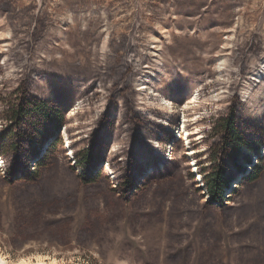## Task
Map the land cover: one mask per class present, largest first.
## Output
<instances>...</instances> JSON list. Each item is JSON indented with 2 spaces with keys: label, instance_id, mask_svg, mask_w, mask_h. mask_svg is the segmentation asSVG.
<instances>
[{
  "label": "rangeland",
  "instance_id": "rangeland-1",
  "mask_svg": "<svg viewBox=\"0 0 264 264\" xmlns=\"http://www.w3.org/2000/svg\"><path fill=\"white\" fill-rule=\"evenodd\" d=\"M20 87L64 111L65 123L52 131L62 147L50 166L28 165L37 180L8 183L10 160L0 159L1 256L16 263L264 264V174L224 208L208 210L199 173L218 144L209 126L232 109L244 138L264 153V0H0V137L9 130L3 104L16 103ZM135 108L149 122L130 125L133 144H147L152 134L157 155L176 163L124 195L116 185L122 139L105 151L95 139L107 138L112 120L121 137ZM21 129L15 144L23 157L32 133ZM82 150L99 157L100 177L89 184L72 169L76 158L65 155ZM38 153L42 159L45 147ZM136 165L135 175L142 172Z\"/></svg>",
  "mask_w": 264,
  "mask_h": 264
},
{
  "label": "trees",
  "instance_id": "trees-1",
  "mask_svg": "<svg viewBox=\"0 0 264 264\" xmlns=\"http://www.w3.org/2000/svg\"><path fill=\"white\" fill-rule=\"evenodd\" d=\"M239 82L240 81H238L236 85H240ZM175 89H178V87H175ZM21 90L22 88L20 87V89L16 91V93L19 94V98H15L17 99L16 103L14 102L10 104L8 101H5L3 104V114L5 120L9 123V130L3 133V135L0 137V159L5 161L7 159L10 160L11 165H9L8 169L4 173L6 174L5 179L8 183H15L19 181L29 184L32 181L37 180L39 177L38 172H33L34 169L32 170V173L28 169V165L31 163V161L33 162V168L39 169L50 166V162L56 159L54 157L58 152V148L62 147V143L58 137L54 138V133L52 131H59L62 129L65 123V113L57 106L51 104L49 105L44 100L27 97V95ZM136 92L140 93V91L137 89ZM90 99L93 98H89V100ZM80 103L81 102H78V104ZM125 103L127 105V102H124V104ZM131 111L132 112L129 116H126L124 113L126 117L123 119V127L120 125L123 128V134L121 137L116 134L117 128L114 127L115 121L113 122L111 119L112 128L111 132L108 133L107 138L104 139V133L101 132V134L98 133L99 135H96L95 139L96 141L99 138V142H101L100 144L103 148L102 151H105L104 149H107L111 142L119 143L117 140L122 139L121 142L125 143L124 141L127 140V138L129 139V142H127L128 146L125 147L126 143L124 146L123 143L122 145L119 144L120 147L117 151V156H120L119 160H121L122 164H120V166H118L116 169L118 171L116 176V185L119 186V191H121L124 195L130 193L132 190H136L137 188L141 187L140 185L145 184L149 180H155L166 176L169 173L167 168H172V165L176 163L175 159L168 161L165 160L164 157L157 155L154 147L151 146V144H153L155 141V138L152 136V134L148 133V135H146L148 136L147 144L144 143L140 144L139 146H135V144H133V140L135 139L136 141L137 134L134 136V130H132L130 125L134 126L135 130L136 128L143 129V124L145 123V125H147L149 119L143 117L141 112H144H140L137 110V108ZM73 116L71 118H73ZM263 116L264 113H260L259 118L261 119ZM105 120H107V115ZM237 120L238 117L236 112L234 109H232L226 117L218 118L212 126H209V131L214 134L212 139L215 138L216 141H218V144L216 143V146L212 150L211 156L209 157V167L206 169L202 167L199 170V173L202 176L206 194L209 199L205 206L208 210L218 209L220 207L224 208L226 206L224 204L226 199H230L232 195H237L243 188L255 185L264 174V156H260V146L259 144L249 141V138H244L242 135L243 129H239L240 127L237 123ZM120 123L122 124V121ZM21 128L26 130V135L30 134L29 132L32 133L30 137H26L27 139L25 141L32 145L30 146V149H27L28 151H25L26 154L23 155V157L19 156V151L21 149H18L17 144H15L16 139H21ZM33 129H35L34 131H37L36 134H39V137H43V141L41 142L42 144L40 143V146H35V143L37 142L33 141V133H35L32 132ZM148 130L152 131L150 127ZM63 133L66 135L65 132ZM80 134L81 133L77 135ZM150 137L151 140H153L152 143L149 141ZM84 138L87 137L85 136ZM82 139L83 137L78 138L77 140L80 142ZM67 141L69 142L68 138ZM44 147L45 155L43 158L40 159V157L35 156L36 153H38V151H42ZM109 150L110 148L108 151ZM112 150L114 151V149ZM241 150L251 151L252 157L258 160L257 165H252L250 167V171L248 172H246V169L241 165L251 164V159L250 157H243ZM135 153L136 156L139 157V161L133 159L135 157L133 156ZM70 154L72 155V158H76L74 163L76 167H72V169L77 168L81 173H84V175L81 176V179L86 180L85 183H92L100 177L101 172L97 171L96 173L94 170V167L97 165V163L99 164L98 154L95 155L93 152L88 153L85 150H82L79 153L71 152ZM65 155L67 156L68 154ZM137 162L138 164L141 163L142 172L139 171V169L138 171L140 173L135 175V171H133V169L137 170ZM225 162L230 164L227 168L225 166ZM106 166L108 167V172H110L112 175V171L114 170L111 168V166L109 167L107 164ZM145 166L152 167L153 172L148 174ZM103 172L106 175H109L104 168ZM143 172H145V174ZM235 175H242L240 179V185H236L238 188H235L234 190L232 189V191L229 192V198L225 199L223 195L230 188V186H232ZM136 182H138L139 185H135Z\"/></svg>",
  "mask_w": 264,
  "mask_h": 264
},
{
  "label": "bare ground",
  "instance_id": "bare-ground-1",
  "mask_svg": "<svg viewBox=\"0 0 264 264\" xmlns=\"http://www.w3.org/2000/svg\"><path fill=\"white\" fill-rule=\"evenodd\" d=\"M62 134H63V132H62ZM65 138H66V136H65ZM65 138H63V139L66 141L67 138L66 139ZM190 166H192V164ZM106 170H108V168ZM0 264H57V263H45L44 260H42V259H39V260L37 259L36 261L24 260V261H20V262L16 263V262L8 261L6 258H4L3 256L0 255Z\"/></svg>",
  "mask_w": 264,
  "mask_h": 264
},
{
  "label": "built area",
  "instance_id": "built-area-1",
  "mask_svg": "<svg viewBox=\"0 0 264 264\" xmlns=\"http://www.w3.org/2000/svg\"><path fill=\"white\" fill-rule=\"evenodd\" d=\"M170 151H171V148L170 147H168V149H167V153L169 154L170 153ZM262 153V152H261ZM66 154H68V153H66ZM264 155V154H263ZM262 155V156H263ZM72 155L71 154H69V155H67V157H71ZM261 156V155H260ZM70 160H72L71 158H69ZM255 160H257L256 158H254ZM74 160V159H73ZM167 160V159H166ZM171 161V159H168V161ZM250 165L252 166L253 164H252V162H251V164H247V165H245L246 167H244L246 170V172H248V171H250ZM257 165V164H256ZM240 176V178H239V180L241 179V177H242V175H239ZM233 183V182H232ZM239 185V183L237 184V186ZM235 187V188H238V187ZM234 188V185L232 184V186H230V188L227 190V192L229 193L230 191H232V189H235ZM230 194V193H229ZM224 197H225V199H226V196L224 195ZM229 198V197H228ZM230 199H227V201H229Z\"/></svg>",
  "mask_w": 264,
  "mask_h": 264
},
{
  "label": "water",
  "instance_id": "water-1",
  "mask_svg": "<svg viewBox=\"0 0 264 264\" xmlns=\"http://www.w3.org/2000/svg\"><path fill=\"white\" fill-rule=\"evenodd\" d=\"M61 130H59L58 132H60Z\"/></svg>",
  "mask_w": 264,
  "mask_h": 264
}]
</instances>
